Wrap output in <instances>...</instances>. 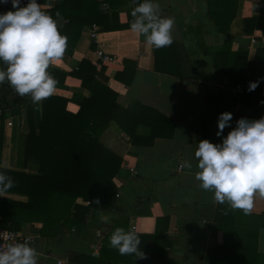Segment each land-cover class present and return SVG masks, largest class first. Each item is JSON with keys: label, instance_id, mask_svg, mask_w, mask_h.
<instances>
[{"label": "crops", "instance_id": "crops-1", "mask_svg": "<svg viewBox=\"0 0 264 264\" xmlns=\"http://www.w3.org/2000/svg\"><path fill=\"white\" fill-rule=\"evenodd\" d=\"M58 0H38L41 10L51 7ZM106 5L111 13V26L126 22L129 5L126 0H97ZM111 1L110 6L107 4ZM159 4L164 17L173 18V43L169 54L161 55L158 66L179 72L186 82L177 77L155 72L153 47L146 44L140 34L128 29L104 32L95 29V44L87 28L81 31L73 49H66L61 60L49 67L63 73L75 67L80 60L103 68L107 87L115 93V101L134 116L141 111V123L131 131L129 138L111 123L96 138L97 142L121 160V170L106 186L110 194L108 210H94L86 203L75 201L71 210L83 216L82 227L67 229L60 227L54 238L39 236V223L12 221L0 227L22 235L34 236L31 247L38 252V264H67L76 254L97 256L100 239L117 219L126 222L127 230L136 234L151 235L157 228L167 245L161 261L155 264H207L208 250L221 244V233L215 229L216 203L212 193L201 190L194 174L198 170L194 157L196 145L205 138L203 130L221 143L218 138L217 120L221 113L232 114L230 122L235 127V118H250L253 109L238 103V91L227 88L225 81L215 72L209 56L226 41H231L230 50L246 55L243 71L245 80L259 81L253 91L264 98V60H255V54H264V36L259 31L245 35L242 19L257 14L259 0H236L234 16L228 34H220L206 15V0H152ZM58 21V25L60 26ZM96 47L112 56L110 63L98 64ZM135 64L124 69L123 61ZM124 69V70H123ZM123 70V71H122ZM132 73V77L130 74ZM115 74L120 79H115ZM130 77V78H129ZM247 87L250 83H244ZM244 85V86H245ZM69 99L72 95L88 97L80 88L77 79L66 77L54 94ZM12 98V96H10ZM76 109V108H74ZM31 120L36 129L40 103L29 106ZM208 118L202 124V117ZM11 116V125L0 120V170L18 175H34L38 158L24 157V140L28 131L25 110L20 108ZM160 124L155 129L158 135L149 137L147 125ZM231 128H225L227 136ZM85 139L90 134L84 135ZM186 162L192 168L184 167ZM180 168L178 169V167ZM0 198L16 204L25 203L20 194H3ZM264 211V199L256 198L250 214ZM108 217L104 223L102 218ZM155 219H160L155 226ZM164 220V221H163ZM160 243V240H156ZM154 244L144 241L142 244ZM257 252L264 255V228L258 230ZM143 252V250H142Z\"/></svg>", "mask_w": 264, "mask_h": 264}, {"label": "trees", "instance_id": "trees-1", "mask_svg": "<svg viewBox=\"0 0 264 264\" xmlns=\"http://www.w3.org/2000/svg\"><path fill=\"white\" fill-rule=\"evenodd\" d=\"M126 2L129 5L126 22L116 26L109 24L112 15L101 12L102 2L97 0H58L44 12L53 18H56L57 11L61 14L63 19L58 20L61 23L59 30L67 37L66 49H73L81 31L92 26H98L104 32L130 28L131 11L136 4L133 0ZM139 2L143 0H137ZM27 3L28 0H21V7ZM235 3L236 0H206V15L218 33L228 34ZM107 4L110 6L111 1ZM14 10L11 0L7 4L0 3V14ZM242 27L245 35L259 31L264 36V0H259L256 16L242 19ZM140 38L144 39L141 35ZM230 44L231 41L226 40L217 51H204L202 54L210 57L215 72L225 81L226 87L238 91V103L253 109V116L246 119L258 120L264 117V98L259 93L248 91L244 83L255 82L245 80L243 76L247 64L246 55L231 51ZM172 46L161 49L153 47L152 70L177 77L182 83L186 82L187 79L180 74L179 66L178 73L158 66L163 61L161 55L169 54ZM261 51L264 53V48ZM255 60H264V54L256 53ZM123 64L124 69L129 65L135 67L132 61L124 60ZM4 68L5 65L0 61V69ZM97 68L86 60H80L66 73L49 68V73L57 81L56 86L61 87L64 79L71 77L77 79L80 88L89 95H72L69 99L52 95L43 100L40 103L36 129L29 111L32 103L30 97L14 94L9 113L15 114L20 108L25 110L28 131L23 153L25 158L29 155L36 156L38 168L34 175H18L0 170V173L10 176L15 182L14 187L0 193H15L26 198L25 203L18 204L0 198L1 225L12 221L22 224L39 223V236L54 238L60 227H82L83 216L71 210L75 201L86 203L94 210L109 209L110 194L106 186L120 173L122 163L119 157L99 144L96 138L111 123L130 138L131 131L141 123L142 114L140 111L138 116H134L118 106L115 93L106 85L103 68ZM113 77L120 79L119 74ZM10 91L13 89L7 82L0 84L2 95L5 96ZM207 118L208 113L202 117V124ZM239 119L236 117L235 122ZM147 126L150 129V138L158 135L154 132L155 129L162 128L160 124ZM202 133L205 139L217 144L203 127ZM85 134H90L88 140L84 138ZM159 221L162 220L155 219V226ZM214 224L215 229L221 233V244L208 250L207 264H264V255L256 249L258 230L264 228V211L259 214H244L241 210L230 209L227 204L216 203ZM116 228L127 231L125 220L117 219L102 235L97 256L76 254L68 258L67 264H155L162 260L163 249L167 243L157 228L151 235L137 234L146 259H137L134 255H120L117 250L109 247V237ZM146 240H153L154 244H142ZM156 240H160V243Z\"/></svg>", "mask_w": 264, "mask_h": 264}, {"label": "clouds", "instance_id": "clouds-1", "mask_svg": "<svg viewBox=\"0 0 264 264\" xmlns=\"http://www.w3.org/2000/svg\"><path fill=\"white\" fill-rule=\"evenodd\" d=\"M9 0H0L7 4ZM131 11L130 30L144 37L147 45L155 49L169 47L173 43L174 19L160 13L159 4L152 0L137 3ZM14 11L0 14V84L7 82L20 97L28 96L34 104L50 98L57 81L48 71L55 61L63 58L67 37L59 30L56 18L41 10L37 0H28L21 7V0H11ZM259 81L250 83L248 91H254ZM264 103V102H262ZM231 113L218 116L216 133L221 143L207 139L196 145L194 157L197 171L194 178L198 187L211 192L214 203L227 204L232 210L251 212L254 200L264 199V117L258 120L240 118L232 128ZM225 128H231L223 136ZM184 167L191 169L186 162ZM15 186L14 180L0 173V191ZM104 223L108 217L102 218ZM141 239L132 230L116 228L109 237V247L120 255H134L146 259L140 248ZM0 250V264H38V252L25 242L8 243Z\"/></svg>", "mask_w": 264, "mask_h": 264}, {"label": "built area", "instance_id": "built-area-1", "mask_svg": "<svg viewBox=\"0 0 264 264\" xmlns=\"http://www.w3.org/2000/svg\"><path fill=\"white\" fill-rule=\"evenodd\" d=\"M100 11L101 12L107 11V7L105 4L101 3ZM89 37L90 39H92V42L95 44V29L93 27L89 30ZM94 54H95L96 61L98 64L110 63L114 60L112 56L102 52L99 49V47H96ZM12 94L13 96L12 98H10L11 94H7L4 96L0 93V118L4 116L3 122L5 126L7 127L11 125V122H10L11 116H9L8 114H9V108H11V105H12V100L14 98L15 92L12 91ZM179 168L180 166L178 167V169ZM33 240H34V236L32 235H22L12 230H8V229L0 227V250H4L2 246L8 243H17V242L22 243V242L27 241L31 246V244L33 243ZM56 264H63V262L58 260L56 261Z\"/></svg>", "mask_w": 264, "mask_h": 264}, {"label": "rangeland", "instance_id": "rangeland-1", "mask_svg": "<svg viewBox=\"0 0 264 264\" xmlns=\"http://www.w3.org/2000/svg\"><path fill=\"white\" fill-rule=\"evenodd\" d=\"M8 94H11V96H13L12 91H10Z\"/></svg>", "mask_w": 264, "mask_h": 264}]
</instances>
